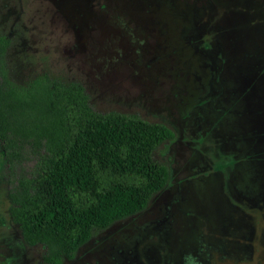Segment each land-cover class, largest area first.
Here are the masks:
<instances>
[{
  "label": "rangeland",
  "instance_id": "rangeland-1",
  "mask_svg": "<svg viewBox=\"0 0 264 264\" xmlns=\"http://www.w3.org/2000/svg\"><path fill=\"white\" fill-rule=\"evenodd\" d=\"M0 34L18 86L78 82L174 134L165 188L63 264H264V0H0ZM12 174L0 156V264H42L9 222Z\"/></svg>",
  "mask_w": 264,
  "mask_h": 264
},
{
  "label": "trees",
  "instance_id": "trees-1",
  "mask_svg": "<svg viewBox=\"0 0 264 264\" xmlns=\"http://www.w3.org/2000/svg\"><path fill=\"white\" fill-rule=\"evenodd\" d=\"M10 44L0 34V156L13 173L8 218L24 245L43 249L42 264H63L165 188L169 169L154 153L174 134L138 114L94 111L78 82L43 74L18 86L6 69Z\"/></svg>",
  "mask_w": 264,
  "mask_h": 264
}]
</instances>
